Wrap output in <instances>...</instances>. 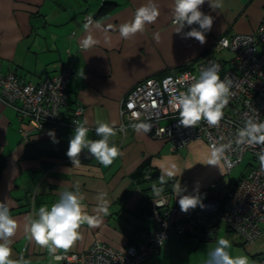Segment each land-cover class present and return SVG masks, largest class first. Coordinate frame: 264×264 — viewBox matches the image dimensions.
<instances>
[{"label":"crops","instance_id":"0c3cea01","mask_svg":"<svg viewBox=\"0 0 264 264\" xmlns=\"http://www.w3.org/2000/svg\"><path fill=\"white\" fill-rule=\"evenodd\" d=\"M103 3L110 8L98 14ZM146 3L147 0H0L1 71L38 83L44 76L55 74L61 63L69 65L72 75L68 107L61 109L62 116L67 118L78 105L83 108L81 122L87 119V127H96V121L114 124L117 134L110 144L123 153L105 167L85 149L79 156L80 163L73 164L66 154L73 128L53 129L58 143L48 135L51 129L34 131L24 140L15 111L0 102V157L4 158L0 202L8 204L19 224L11 245L13 259L22 256L30 264H63L29 239L24 231L25 218L41 206L50 208L58 202L60 193L75 192L77 187L84 196V212L97 216L98 223L95 227L83 224L82 239L66 252L58 251L60 256L82 253L94 241L118 249L140 241V232L154 225L150 200L156 197L152 186H160L161 175L167 181L162 194H169L172 204L179 205L176 186L181 184L187 189L184 194H198L202 202L215 201L224 206L226 199L210 189L226 172L222 161L219 166L207 165L211 150L205 142L193 140L171 152L166 140L138 134L133 128L122 134L118 130L120 102L130 88L145 78L164 76L207 54L228 60V51L210 50L214 40L224 34L254 32L264 16V0H222V7L216 9L205 0L201 11L211 15L214 23L204 45L175 33L173 0H154L160 10L157 21L131 39L121 38L120 25L131 21L136 9ZM85 15L94 18L87 31ZM89 32L96 43L85 48L81 42ZM87 138L100 139L92 130ZM146 161L148 168L157 172V178L138 181L134 173ZM169 171L174 173L172 178L166 175ZM101 192L106 193L107 214L96 211ZM212 223L215 221L209 220L206 225ZM204 227L191 234L172 235L158 254L141 264H206L208 257L204 259L200 246ZM227 231L231 230L223 223L217 225L215 246L218 237L227 239ZM233 233V238L227 239L230 247L241 246L242 252L249 254V264H255L256 255L264 250V234L246 249L243 238ZM183 242H188L187 247Z\"/></svg>","mask_w":264,"mask_h":264},{"label":"built area","instance_id":"2783aa9c","mask_svg":"<svg viewBox=\"0 0 264 264\" xmlns=\"http://www.w3.org/2000/svg\"><path fill=\"white\" fill-rule=\"evenodd\" d=\"M88 17L92 16L85 15V23ZM210 50H225L231 57L224 61L207 54L189 62L182 70L145 78L130 88L120 102L118 130L123 126L124 130L120 132L124 134L133 123H149L152 130L147 134L154 139L166 140L171 152L179 151L197 139L203 140L210 150L214 142L228 144L232 141L231 148L225 151L232 166L227 167L221 160L226 173L246 155L250 156L247 172L227 191L224 206L215 201H204V208L198 206L184 213L178 204L170 203L169 194H162L150 200L154 225L151 230L140 232V241L123 249L94 241L82 253L62 254L63 264H139L158 254L172 235L191 234L205 226L202 239L214 240L219 223L239 234L245 243H253L264 234V171L256 155L262 146L240 149L234 143L236 131L243 127L246 115L264 121V16L254 32L221 35L214 40ZM211 64L219 65L221 80L232 81V95L223 110L224 117L216 127L209 126L204 120L195 127H185L180 124L179 111L173 109L170 101L174 95L186 91L192 78H198ZM71 75L70 66L61 63L55 74L32 83L14 72L3 73L0 65V102L15 111L18 130L24 140L34 131L62 126L74 129L75 122L81 121L82 106L77 105L68 118L61 114V109L67 105ZM88 129L95 132V127ZM209 220L215 223L206 225ZM259 255L255 264H264V254Z\"/></svg>","mask_w":264,"mask_h":264},{"label":"clouds","instance_id":"9594fccd","mask_svg":"<svg viewBox=\"0 0 264 264\" xmlns=\"http://www.w3.org/2000/svg\"><path fill=\"white\" fill-rule=\"evenodd\" d=\"M212 9L222 7V0H208ZM205 0H173V23L175 33L181 34L182 38H193L204 45L206 43V33L210 32L214 23L211 15L201 11V6ZM160 16V10L154 3V0H147V3L137 8L131 21L124 22L119 27L120 37L127 40L134 37L137 33L145 30L146 25L154 24ZM93 25L92 17L87 18L84 28L87 31ZM198 25V27H193ZM185 28L190 30L185 31ZM85 48L91 47L96 43L94 37L89 34L82 40ZM219 43L226 44V41ZM219 65L211 64L203 69L199 77H193L192 82L186 91L174 95L170 101L174 110L179 111L180 124L185 127H195L202 120L209 126H219L224 117V108L229 104L232 95L231 79L221 80L219 75ZM136 115L135 113L133 114ZM87 119L75 122V128L69 141L67 156L73 164L80 163L79 156L83 150L94 157L105 167L111 166L117 157L123 155L121 150L115 145L110 144V139L117 134L114 124L102 121H96L95 134L100 139H88L89 129L86 126ZM131 127L138 134H147L152 130L149 123L139 122L131 124ZM121 126L120 131H123ZM48 135L54 143H58L55 132L50 130ZM223 139V138H221ZM234 143L237 148L262 146L256 153L261 170L264 171V121H257L253 116H247L243 127L237 129ZM232 141L228 144L213 143L211 145L210 157L207 165L219 166L221 160H224L227 167L232 166V162L225 156L226 149H230ZM167 177L172 178L174 173L167 172ZM160 186L153 185V193L156 197H161L163 185L167 182L165 175L159 177ZM178 188V203L180 210L187 213L190 209L197 206L204 208L201 198L198 194H184L187 189ZM198 191V189H197ZM106 193L101 192L97 196L100 206L98 213L107 214ZM84 196L80 194L79 189L75 192L64 191L60 193L58 202L52 204L50 208L41 206L38 212L30 213L25 218L24 231L29 239L34 241L40 247L46 248L53 255L54 259L59 261L63 257L57 255L60 250L67 251L71 249L77 241L82 239L80 231L85 223L89 227H95L98 223L97 216H90L84 212L82 201ZM18 221L10 214V208L6 202H0V264H30L22 256L19 259L12 258L13 237L18 231ZM230 242L227 239H219L217 246L208 253L206 264H249V258L244 255L233 257L227 251L230 248Z\"/></svg>","mask_w":264,"mask_h":264},{"label":"rangeland","instance_id":"374dc122","mask_svg":"<svg viewBox=\"0 0 264 264\" xmlns=\"http://www.w3.org/2000/svg\"><path fill=\"white\" fill-rule=\"evenodd\" d=\"M249 156L246 155L245 159L242 162H240L238 165H236L230 172L225 173L223 176H220V178L217 180V182L211 186L210 192H214L215 195H219V197L222 200H224L225 199V195H226V193L228 191V187L230 185H233L234 183H236L247 172V169H248L247 163H248ZM226 235H227V239H228V238H233V236L235 234L232 231H230V232L227 231ZM219 239H221V236L217 238V241ZM214 240H216V239H214ZM214 240H212V241H205L204 240L203 243L200 242V244H201L200 246L204 249V251H203L204 259L206 257H208V253H209L208 250L211 251V250H213L216 247L214 245V242H213ZM187 243L188 242H186V243L183 242V244L186 247H187ZM211 243H213L212 244L213 246H209L208 248H206V246H204V244H211ZM192 244H193V242H192ZM249 244H251V243H248V242L245 243V248L246 249L249 246ZM186 247H185V249H186ZM178 251H181L183 253L185 252V250H183V249H178ZM227 251L233 257L240 256V255H244V256H247V257L249 256L248 253H247L248 255H245L246 254L245 250H243L244 253L242 252L241 246L240 247L234 246L233 248L230 247V248L227 249ZM262 253H264V250H262ZM251 255H250V259H251ZM141 263H143V262H141Z\"/></svg>","mask_w":264,"mask_h":264},{"label":"trees","instance_id":"16d2710c","mask_svg":"<svg viewBox=\"0 0 264 264\" xmlns=\"http://www.w3.org/2000/svg\"><path fill=\"white\" fill-rule=\"evenodd\" d=\"M109 8H110V5H109L108 3H103V4L101 5L100 9H99L98 14H101V13L103 14L104 11H106V10L109 9ZM193 27H198V25H193ZM186 29H187V28H186ZM196 60H197V59H196ZM194 61H195V60H194ZM191 62H193V61H191ZM188 63H189V62H188ZM188 63H187V64H188ZM187 64H185L184 66H182V67H180V68H178V69H176V70H174V71H172V72H170V73H174V72H176V71H178V70H182L183 68H185V67L187 66ZM66 107H68V102H67ZM66 107H65V108H66ZM73 110H74V109H73ZM73 110H71V111H73ZM68 117H70V115H69ZM68 117H67V118H68ZM3 162H4V158L0 157V169H1V167H2ZM134 177H135L138 181H146V180L151 181V180H154V179L157 178V172H156L155 170H151V169H149V168H148L147 161H146V162L142 163V164L139 166V168L135 171V173H134ZM258 257H260V255H256V259H257Z\"/></svg>","mask_w":264,"mask_h":264},{"label":"water","instance_id":"95a60500","mask_svg":"<svg viewBox=\"0 0 264 264\" xmlns=\"http://www.w3.org/2000/svg\"><path fill=\"white\" fill-rule=\"evenodd\" d=\"M163 211V210H162Z\"/></svg>","mask_w":264,"mask_h":264}]
</instances>
